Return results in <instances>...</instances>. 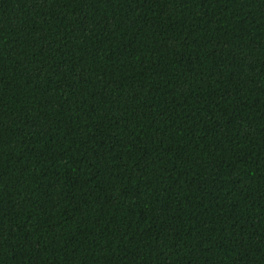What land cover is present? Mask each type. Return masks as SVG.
<instances>
[{
    "label": "trees",
    "instance_id": "trees-1",
    "mask_svg": "<svg viewBox=\"0 0 264 264\" xmlns=\"http://www.w3.org/2000/svg\"><path fill=\"white\" fill-rule=\"evenodd\" d=\"M0 264H264V0H0Z\"/></svg>",
    "mask_w": 264,
    "mask_h": 264
}]
</instances>
